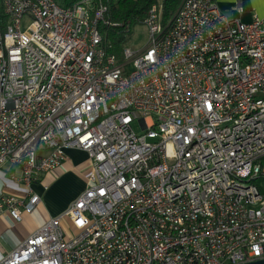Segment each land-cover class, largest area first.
<instances>
[{
  "label": "built area",
  "instance_id": "1",
  "mask_svg": "<svg viewBox=\"0 0 264 264\" xmlns=\"http://www.w3.org/2000/svg\"><path fill=\"white\" fill-rule=\"evenodd\" d=\"M109 1L0 0V168L28 187L0 213L33 212L30 183L66 149L90 161L84 190L0 264L264 259L262 20L215 0H180L165 19L157 0L144 46L119 57L101 32Z\"/></svg>",
  "mask_w": 264,
  "mask_h": 264
},
{
  "label": "crops",
  "instance_id": "2",
  "mask_svg": "<svg viewBox=\"0 0 264 264\" xmlns=\"http://www.w3.org/2000/svg\"><path fill=\"white\" fill-rule=\"evenodd\" d=\"M215 2L222 12L231 17L245 23L259 18L264 25V0H215ZM65 153L66 159L58 169L46 171L30 183L29 187L41 198L33 212L23 214L22 220L18 222L13 220L6 210L0 213V257L14 249L48 218L61 214L86 187L90 168L87 154L72 148L66 149ZM20 174V168L10 163L1 166L0 197L13 195L23 198L27 195V184L14 178ZM64 191H67L65 196L62 195Z\"/></svg>",
  "mask_w": 264,
  "mask_h": 264
},
{
  "label": "trees",
  "instance_id": "3",
  "mask_svg": "<svg viewBox=\"0 0 264 264\" xmlns=\"http://www.w3.org/2000/svg\"><path fill=\"white\" fill-rule=\"evenodd\" d=\"M72 0H66L70 2ZM74 1V0H73ZM157 0H110L107 18L111 25L101 27V32L109 40L110 49L121 56V50L134 25L142 24L150 6ZM180 0H162V14L165 19L172 16Z\"/></svg>",
  "mask_w": 264,
  "mask_h": 264
},
{
  "label": "rangeland",
  "instance_id": "4",
  "mask_svg": "<svg viewBox=\"0 0 264 264\" xmlns=\"http://www.w3.org/2000/svg\"><path fill=\"white\" fill-rule=\"evenodd\" d=\"M147 37H148L147 28L145 27L144 24L134 25L131 28L130 33L126 35V40L124 45L132 49H140L144 46ZM132 126L136 131V133H141V129L137 123H132ZM66 194L67 191H64L62 195L65 196ZM61 224L66 235H72L76 232V230L73 228V226L70 224L69 220L66 217L62 219Z\"/></svg>",
  "mask_w": 264,
  "mask_h": 264
},
{
  "label": "water",
  "instance_id": "5",
  "mask_svg": "<svg viewBox=\"0 0 264 264\" xmlns=\"http://www.w3.org/2000/svg\"><path fill=\"white\" fill-rule=\"evenodd\" d=\"M241 264H264V259H257L254 261H249V262H245V263H241Z\"/></svg>",
  "mask_w": 264,
  "mask_h": 264
}]
</instances>
